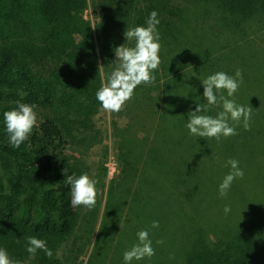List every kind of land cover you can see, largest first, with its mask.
I'll return each instance as SVG.
<instances>
[{"label":"trees","instance_id":"trees-1","mask_svg":"<svg viewBox=\"0 0 264 264\" xmlns=\"http://www.w3.org/2000/svg\"><path fill=\"white\" fill-rule=\"evenodd\" d=\"M88 9L97 17L95 24L85 18ZM152 11L160 21L155 82L138 86L124 105L133 116L122 140L140 139V146L121 143L126 167L119 179L107 183V167L94 176L83 156L68 150L81 143L87 151L95 144L92 134L91 140L76 141V133H89L94 125L102 108L95 94L117 66L114 50L126 43V28L146 26ZM263 35L264 0H0V248L21 264H82L80 258L93 245L87 264H106L110 242L105 248L101 232L122 220L141 169L152 161L174 180V194L195 206L201 199L202 170L179 155L163 131L184 126L188 132V113L207 103L201 81L218 71L229 75L230 49ZM17 101L36 105L38 116L29 140L19 148L9 143L3 121V113ZM135 126L144 136L135 133ZM209 141L223 143L222 138ZM84 173L96 181L98 195L80 222L65 180ZM102 198L105 213L93 243ZM232 204L238 217L234 227L196 235L174 264H264V217L245 222L250 209L240 197ZM29 236L46 241L52 257L42 250L29 254Z\"/></svg>","mask_w":264,"mask_h":264},{"label":"rangeland","instance_id":"rangeland-1","mask_svg":"<svg viewBox=\"0 0 264 264\" xmlns=\"http://www.w3.org/2000/svg\"><path fill=\"white\" fill-rule=\"evenodd\" d=\"M84 15L93 24L97 22V17L91 9L86 10ZM263 50L264 35L256 39L253 44L234 46L233 49H230L225 63L229 67L230 76H234L237 69L243 73V83L234 97H230V99H234L237 104L253 108L250 130L246 131L242 122L236 124V122L229 121L230 125L236 128L237 135L226 139L221 137L223 143L218 144L207 138L190 135L184 126L180 130L165 126L167 130L162 134L165 140H169L178 150L179 155H186L192 166L202 170L203 188L200 192V201L195 206H187L180 197L178 198L174 194L172 188L174 180L163 176L160 171L162 168L156 167L153 161L151 165L146 164L141 169L140 178L136 181V187L134 186L133 189V196L136 198L133 197V201H129L127 204L122 220L111 229L104 226L101 232L100 241L101 243L105 241V248L110 242V249L105 255L106 264H125L123 253L137 243L136 234L141 229L149 230L155 255L151 259L133 260L131 264H144L147 261L152 264L179 262L181 254L188 248L196 235L200 236V233L213 227L226 230L234 227L235 219H238L232 204L234 197H240L241 204L251 211L250 215L245 217V222L255 217H264ZM104 82L106 81L104 80ZM224 95H227L226 92ZM220 110L216 106L211 107L213 116ZM132 116L133 113L130 109L127 110V105L119 112H108L101 108L94 117V125L91 124L90 132L76 133V141H81L85 136L91 140L92 134V141L95 144L91 146L87 144L90 149L86 151L85 146H81L79 143L77 145L80 150H76L77 145H75L71 147V150H68V154L76 158L82 155L94 176L103 173V167H107V183L119 179L127 164V156L123 155L121 143L127 148L140 146V139L122 140V130L127 129ZM133 128L137 135L144 136V133L137 132L139 131L137 126ZM142 152H134V154ZM122 156L124 157L122 158ZM229 159L239 161V167L244 171V177L232 183L227 197H221L219 185L230 171V168L226 166ZM217 196L230 203H220ZM226 205L231 208L227 214L224 212ZM105 206L106 199L102 198L101 206L96 209L95 213L97 228L93 243L104 218ZM75 210L79 213V221L82 222L92 209L80 206L75 207ZM153 221L159 222L158 228L151 227ZM157 241H163V243L157 244ZM93 249L92 245L88 254L80 258L79 261L82 264H87Z\"/></svg>","mask_w":264,"mask_h":264},{"label":"clouds","instance_id":"clouds-1","mask_svg":"<svg viewBox=\"0 0 264 264\" xmlns=\"http://www.w3.org/2000/svg\"><path fill=\"white\" fill-rule=\"evenodd\" d=\"M158 13L152 11L146 21V26L126 28L124 38L126 43L115 48L116 68L108 75L106 82L102 83L96 91V100L101 107L108 112H119L124 105L132 99L135 89L144 84L155 82L153 72L160 64L159 52L161 45L160 35L157 29L160 21ZM128 42H134L129 46ZM103 66L99 67L102 69ZM243 83V73L240 69L234 76L226 72L218 71L208 75L201 81L203 98L206 104H196L195 110L187 115L186 128L190 135L216 139L228 138L237 135L236 128L229 121L236 124L243 123L244 129L250 130L253 108L237 104L234 95ZM226 92L227 95H224ZM211 106L221 110L215 116L207 114ZM37 106L34 104L16 102V107L3 113V121L8 134L9 143L19 148L29 140L33 129L37 125ZM226 166L230 168L219 185L221 197H227L232 183L237 179H243L244 171L239 167V161L229 159ZM65 183L70 186L71 206H83L91 210L96 205L97 188L96 181L87 173L76 176H67ZM231 211L230 206L224 208L225 214ZM152 228H158L159 222L153 221ZM137 243L123 253L125 264H131L133 260L141 261L151 259L155 255L152 240L148 229L137 232ZM26 251L35 256L38 250H42L49 258L53 253L48 249L46 241L35 236H29L26 240ZM163 241H157L161 244ZM0 264H21L20 261L9 257L7 250L0 248Z\"/></svg>","mask_w":264,"mask_h":264}]
</instances>
